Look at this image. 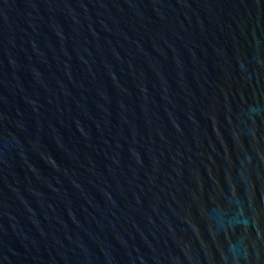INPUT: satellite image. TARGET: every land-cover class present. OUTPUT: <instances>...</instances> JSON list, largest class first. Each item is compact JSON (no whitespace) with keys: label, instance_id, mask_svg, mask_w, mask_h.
<instances>
[{"label":"water","instance_id":"1","mask_svg":"<svg viewBox=\"0 0 264 264\" xmlns=\"http://www.w3.org/2000/svg\"><path fill=\"white\" fill-rule=\"evenodd\" d=\"M0 264H264V0H0Z\"/></svg>","mask_w":264,"mask_h":264}]
</instances>
